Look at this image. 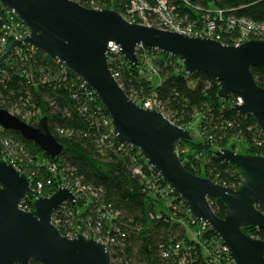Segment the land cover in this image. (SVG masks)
<instances>
[{"label": "trees", "instance_id": "16d2710c", "mask_svg": "<svg viewBox=\"0 0 264 264\" xmlns=\"http://www.w3.org/2000/svg\"><path fill=\"white\" fill-rule=\"evenodd\" d=\"M75 1L87 8L97 5L125 17L130 15L131 0ZM169 1L178 16L197 25L206 22L211 7L223 11L225 17L264 24V0ZM6 22L7 14L0 9V108L33 127L47 117L49 130L64 151L53 162L20 133L0 126V160L13 162L31 178L33 188L43 183L42 194L46 196L62 187L73 190L76 204L68 203L54 216L61 233L68 236L78 232L108 241L113 264H211L209 249L219 244L216 234L206 231L199 240L187 236V229L193 235L201 228L187 204L170 191L139 151L122 147L111 132L109 115L80 77L30 46L13 52L1 63L11 45L2 44ZM237 35L238 31L229 30L222 41L231 45ZM147 55L150 66L143 61L139 67L131 66L121 55L109 58L120 86L137 102L157 100L177 126L196 125L201 140L178 145L185 169L238 189L241 179L237 170L217 152L229 145L235 150V141L240 140L247 146L245 155H263L264 145L253 118L234 109L237 96L221 100L219 84L211 76L187 74L178 59L160 51ZM150 68L158 72L160 84H155ZM252 72L264 89V68ZM34 201L28 197L22 208L33 211ZM211 205L219 218H225L226 209L220 200H212ZM258 208L264 213V204ZM243 231L264 241V230ZM176 245L180 250H175Z\"/></svg>", "mask_w": 264, "mask_h": 264}, {"label": "water", "instance_id": "95a60500", "mask_svg": "<svg viewBox=\"0 0 264 264\" xmlns=\"http://www.w3.org/2000/svg\"><path fill=\"white\" fill-rule=\"evenodd\" d=\"M0 9L14 13L29 33L25 40L11 42L1 63L25 46L62 63L94 92L112 120L115 138L141 153L187 204L193 220L207 224L227 247L234 264H264V241L243 231L264 230V213L258 208L264 204V154L245 155L231 149L217 152L237 170L238 189L190 173L177 149L180 143L193 142L191 133L160 112L133 102L110 70L107 56L109 43L115 42L131 66H139V51H160L178 59L187 74L211 76L219 84L221 100L231 96L243 100L234 109L253 118L264 143V89L252 72L264 68V40L228 46L131 24L116 11L88 9L73 0H0ZM0 126L20 133L53 162L63 154L64 146L51 134L47 117L33 127L0 108ZM33 196L31 178L0 160V264H113L107 245L82 234L68 238L53 223L64 204L77 202L70 188L40 197L34 201L33 211L24 210V201ZM215 199L226 209L225 218L214 212L211 201Z\"/></svg>", "mask_w": 264, "mask_h": 264}, {"label": "built area", "instance_id": "2783aa9c", "mask_svg": "<svg viewBox=\"0 0 264 264\" xmlns=\"http://www.w3.org/2000/svg\"><path fill=\"white\" fill-rule=\"evenodd\" d=\"M73 1H75V0H73ZM75 2H77V1H75ZM77 3H79V2H77ZM81 6H83V5H81ZM83 7H85V6H83ZM85 8H87V7H85ZM88 9L98 10V11L103 10L100 7H98L97 5H94ZM129 12H130L129 17H125L123 15L122 16L131 24L155 27V28H159V29H162L165 31L180 32V33H183V34H185L191 38L210 39V40L219 41V42L224 43L222 40H223V34L225 32H227L229 30H231L233 32L238 31V35L234 39L233 44L229 45V44L224 43L225 45H228V46L238 47V46H240L243 43L248 42V41L264 40V24H253V23L248 22L245 19L235 20L232 17H225L223 11H220V10H217V12L215 10L209 12V15L206 19V22H204V24L200 25L201 27H199V25H197L196 22H188L187 19H185L184 17L181 18L180 16H178L176 13L175 7L170 6L169 0H131ZM6 14H7V22L3 26L5 36L2 39V44L7 45V42H12L15 40H25V38L28 36L29 33L24 28L22 23L18 20L17 16L14 13H7L6 12ZM153 16H154V18H153ZM148 53L149 52L144 51V53L140 54V51L138 52L140 64L143 61L145 66H150V64H151L150 59L151 58L148 57V55H147ZM115 55H121L122 56L121 49H120V47H118V45H116L115 42H111L108 45L107 56H108V58H111L112 56H115ZM140 64H139V66H140ZM149 74H150V76L152 75L154 78H157L159 76L158 72L156 70H154V68L149 69ZM113 75L118 81V75H116L114 73H113ZM92 93L94 94L93 91H92ZM131 99L133 100V102H135L138 106H140L143 109H150V110H155V111L160 112L162 115L165 116L166 119H168L171 123L175 124V122H173L171 120L170 116L161 107L159 102L157 100H155L154 98L148 99L142 103L137 102L133 98H131ZM242 103H243V100L240 97H238L235 105H240ZM110 122H111V127H112L111 132H112L113 136L115 137L114 127L112 125L111 119H110ZM192 126H190L188 128H184V129L188 130L191 133ZM180 128H183V127H180ZM191 135H192V133H191ZM201 137H202V135H201ZM262 145H264L263 141H262ZM124 146H126V145L122 144V147H124ZM128 148H131V147H128ZM177 152H178V149H177ZM178 154H179V152H178ZM5 161H7V160H5ZM10 163L15 166V164L13 162H10ZM134 172L136 174H138L140 171L135 170ZM31 183H32V180H31ZM43 188H44V185L41 182L38 183L37 188L32 187V189L34 191L33 197L35 198V200L40 198V197H47V198L50 197V196H46V195L42 194ZM66 188H68V187H66ZM170 191H171V189H170ZM36 192H38V194ZM93 196H96V194H94ZM67 204L68 203L64 204V206L61 208V210L56 214H59L63 209H65ZM53 223L55 224L54 218H53ZM199 224L201 225L200 230L196 231L193 234V237L196 240H199L200 236L203 235V233H205L206 231H210L207 224H203V223H199ZM97 227H98L97 231L99 232L98 229L101 227V224L99 223L97 225ZM77 235H80V234H78V232H74L73 234L68 235L66 237L73 239V238H76ZM83 236H85L86 238H90L86 234H84ZM98 241H100V240H98ZM100 242H102V241H100ZM111 242H113V240ZM102 243H104L107 246L109 245L108 241L107 242L104 241ZM175 248H176L175 250H180L179 245H176ZM209 254L212 256V258H210L211 264H234L233 259L230 256L227 247L224 246V244L221 242L220 239H219L218 248H217V246H214V249H209ZM164 257H167V255H164ZM183 262H184V260L182 261V263Z\"/></svg>", "mask_w": 264, "mask_h": 264}, {"label": "rangeland", "instance_id": "374dc122", "mask_svg": "<svg viewBox=\"0 0 264 264\" xmlns=\"http://www.w3.org/2000/svg\"><path fill=\"white\" fill-rule=\"evenodd\" d=\"M214 10L217 12V8L211 7L209 12L214 11ZM199 27H201V26L199 25ZM154 79H156L155 80V84H157V85L160 84L161 81H162L158 77L154 78ZM191 129H192L191 133H192L193 139L197 140V141H200L202 137H201V134L199 133V131L196 129V125H193ZM246 148H247V146H246L245 143L241 142L240 140H236L235 141V150H233V149L232 150L237 152V153H240V154H245ZM228 149H230V145H229ZM187 236L190 237V238L193 237L192 232L190 231V229H187Z\"/></svg>", "mask_w": 264, "mask_h": 264}, {"label": "bare ground", "instance_id": "6f19581e", "mask_svg": "<svg viewBox=\"0 0 264 264\" xmlns=\"http://www.w3.org/2000/svg\"><path fill=\"white\" fill-rule=\"evenodd\" d=\"M170 6H172L171 3H170ZM109 65H110V64H109Z\"/></svg>", "mask_w": 264, "mask_h": 264}]
</instances>
